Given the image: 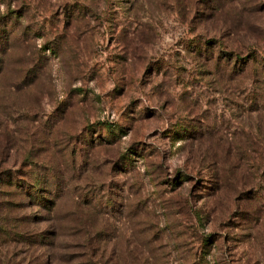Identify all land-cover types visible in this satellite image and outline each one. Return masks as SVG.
<instances>
[{"label":"rangeland","instance_id":"obj_1","mask_svg":"<svg viewBox=\"0 0 264 264\" xmlns=\"http://www.w3.org/2000/svg\"><path fill=\"white\" fill-rule=\"evenodd\" d=\"M7 11L0 172L62 186L0 185V264H264V0Z\"/></svg>","mask_w":264,"mask_h":264},{"label":"trees","instance_id":"obj_2","mask_svg":"<svg viewBox=\"0 0 264 264\" xmlns=\"http://www.w3.org/2000/svg\"><path fill=\"white\" fill-rule=\"evenodd\" d=\"M17 14V17H20L21 15L17 11H7L5 15L0 17V41H5L7 37L10 35L9 32L13 31L11 27V21L9 20L8 15ZM33 35V34H31ZM264 67V66H263ZM262 105L260 106L261 112L264 113V99L261 101ZM259 112V111H255ZM256 128H258L260 131L264 129V125H256ZM18 173H11L8 170L0 172V185H5L6 187H12L15 190H19L21 192V195H24V197L29 201V204L36 206L37 208H40L45 211H50V206L53 204V201L50 199H47V197H56L55 191H61V184L57 183H50L51 181H54L57 179L58 176L54 174V171L50 173H46L44 177H39L37 173H23L22 175H17ZM25 177L22 179L21 177ZM56 185L54 191H47L45 187H49ZM37 235V234H36ZM31 235L27 236L24 240H26L30 244H39L41 245L43 243V236L41 234H38L37 236Z\"/></svg>","mask_w":264,"mask_h":264}]
</instances>
